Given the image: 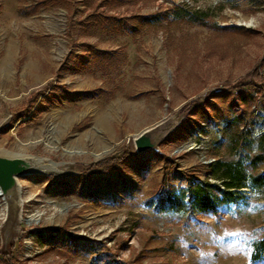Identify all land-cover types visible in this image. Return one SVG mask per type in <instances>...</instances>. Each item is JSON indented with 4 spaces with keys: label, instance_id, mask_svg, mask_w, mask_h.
<instances>
[{
    "label": "rangeland",
    "instance_id": "rangeland-1",
    "mask_svg": "<svg viewBox=\"0 0 264 264\" xmlns=\"http://www.w3.org/2000/svg\"><path fill=\"white\" fill-rule=\"evenodd\" d=\"M255 70L264 76V0H0V153L59 170L18 177L15 215L0 195V259L105 264L95 241L119 264H264V188L249 180L220 218L154 208L163 181L188 192L214 160L256 151ZM181 115L157 151L137 153L136 135ZM72 240L89 245L72 253Z\"/></svg>",
    "mask_w": 264,
    "mask_h": 264
},
{
    "label": "trees",
    "instance_id": "trees-1",
    "mask_svg": "<svg viewBox=\"0 0 264 264\" xmlns=\"http://www.w3.org/2000/svg\"><path fill=\"white\" fill-rule=\"evenodd\" d=\"M176 14L178 17L187 18L193 24L210 27L220 28L217 25L209 23L203 14L183 12L181 13L179 7H176ZM180 11V12H179ZM186 16V17H185ZM88 19V17H87ZM125 24L128 25V32H134L135 27L129 25L124 20ZM223 28H234V27H223ZM96 56H104L105 51H101L95 48L93 45H86ZM246 78L250 79L254 85L264 84V76L259 74L256 70L246 75ZM251 84V83H250ZM234 86L229 83L223 84V91L229 90ZM236 87V86H235ZM234 87V88H235ZM237 94L240 99V103L243 104L249 100H253L254 97L251 93H248L242 86H237ZM258 94H262L264 97V91H257ZM208 100V99H206ZM200 103L191 102L184 106L194 108L199 106ZM239 106V103L236 102ZM239 116L234 117L233 120L226 122V129L236 124ZM246 133H250V128L246 129ZM258 146L256 151L251 155L243 156L241 153L238 154V159L235 161H221L214 160L209 165L210 174L206 180L196 182L189 187V191L177 192L176 187L167 181H163L162 189L157 196L154 203V208L159 213H179L185 212L190 218H197L200 215H212L216 218H220L223 215L221 206L227 205L228 203L235 202L241 197V189L246 187V183L249 180L253 187L264 188V130L261 131L258 140ZM117 159H111L110 162H115ZM246 162V163H245ZM106 163L103 161L98 163L97 166H102ZM209 178L219 180V183H211ZM186 193V195H185ZM90 245H93L97 250V256L93 259L94 262L102 261L105 264H119L118 259L110 252L101 251V247L98 242L90 241ZM88 244H80L75 240L68 243L67 248L70 252L76 253L80 248L87 247ZM1 264H11L8 260L3 257L0 259Z\"/></svg>",
    "mask_w": 264,
    "mask_h": 264
},
{
    "label": "water",
    "instance_id": "water-1",
    "mask_svg": "<svg viewBox=\"0 0 264 264\" xmlns=\"http://www.w3.org/2000/svg\"><path fill=\"white\" fill-rule=\"evenodd\" d=\"M184 113V112H182ZM182 115L175 119L172 126L165 130L162 134L155 133L156 129L164 123H158L155 127L146 129L133 138L134 145L137 153L152 149L158 150L160 143L179 125L182 119ZM252 137L255 138L256 134L252 133ZM40 159H33L24 157L19 154H3L0 153V195L6 201L9 209L15 208L17 212L19 210L18 191L19 186L17 184L18 177L26 174H43L51 172H59L58 169L51 166L43 165ZM17 204V205H16ZM16 205V206H15ZM13 206V207H12Z\"/></svg>",
    "mask_w": 264,
    "mask_h": 264
},
{
    "label": "bare ground",
    "instance_id": "bare-ground-1",
    "mask_svg": "<svg viewBox=\"0 0 264 264\" xmlns=\"http://www.w3.org/2000/svg\"><path fill=\"white\" fill-rule=\"evenodd\" d=\"M52 148H56V146H52ZM66 152H68V153H72V152H74V153H80V151H71V150H65ZM107 151H104V152H102V153H106ZM95 156H99V155H102V154H94ZM17 184H18V186H19V183L17 182ZM17 205V204H16ZM15 205V206H16ZM13 207V206H12ZM17 207V206H16ZM16 207L15 208H12V212H13V215H15V213H17V209H16Z\"/></svg>",
    "mask_w": 264,
    "mask_h": 264
}]
</instances>
